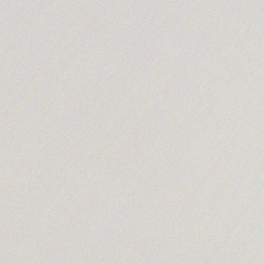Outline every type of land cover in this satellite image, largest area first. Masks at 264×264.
Masks as SVG:
<instances>
[{"label": "water", "instance_id": "obj_1", "mask_svg": "<svg viewBox=\"0 0 264 264\" xmlns=\"http://www.w3.org/2000/svg\"><path fill=\"white\" fill-rule=\"evenodd\" d=\"M103 1L80 0L74 5L63 1L59 3L62 7L58 8L59 1L55 0H0V97L32 94L39 99L38 102L42 100L38 110L33 109L28 101L13 107L20 98H10L8 103L12 105H4L6 117L11 121L0 115V189H47L49 183L62 184V178L75 181L73 173H91L95 163L106 162V159H137L134 170L124 173L129 179L137 178L136 173L141 170L138 159L142 158V149L148 151L147 161L158 180L174 176L204 189H264V138H257L256 144H250L246 138L247 122L238 128L244 137L240 146L239 141L228 134L205 139L196 150H185L186 156L198 160L188 169H181L175 159L162 162L155 158L168 143L162 136L171 134L170 118L175 113L172 109L183 104L189 88L195 86L194 81L186 75L177 80L169 78L157 69L152 74V63L122 60L124 53L143 51L142 54H146L148 47H134L132 41L149 38L132 29V26L143 24L134 12L137 11L136 0H111L114 11L126 10L130 15L120 19L115 13V23L111 9L100 10ZM168 4L174 5L179 23L190 26L204 19L211 2L162 0L146 13L150 16L151 12L159 11L157 19L145 24L147 31L168 15ZM216 11L219 17H223L221 7ZM210 17L214 18V13ZM231 17V21H239L234 13ZM116 24L122 28L117 29ZM216 25L232 27L224 20ZM167 30L173 31V28ZM119 38L130 45L123 46ZM170 45L176 46L171 42ZM221 59L222 56L211 58L208 70L217 73ZM251 70L260 73L256 64ZM73 82L76 85L81 83L78 92L82 95L74 102L77 107L74 131L57 130L58 126L64 125L58 124L62 117L55 121L60 115L46 108L54 98L59 102L61 97L48 100L52 96L50 92L63 83ZM237 83L250 92L249 83L242 79ZM105 84L108 89L102 90L101 86ZM222 90L219 87L215 93V104L231 116H239V109L222 100L225 96ZM225 98L231 101L227 93ZM69 99L62 97L61 104L68 102L69 105ZM190 110L194 109L188 108L187 112ZM128 116L134 117L145 129L125 130L122 126ZM51 140H54L53 145ZM38 141H42L45 148L41 155L26 156V151L30 152ZM13 151L16 156H8ZM161 156L165 160L166 156L159 154ZM229 176L233 179L225 185ZM42 219L45 217L27 220L24 232ZM13 249L15 257L23 255L20 244ZM0 251H4L1 245Z\"/></svg>", "mask_w": 264, "mask_h": 264}, {"label": "snow or ice", "instance_id": "obj_2", "mask_svg": "<svg viewBox=\"0 0 264 264\" xmlns=\"http://www.w3.org/2000/svg\"><path fill=\"white\" fill-rule=\"evenodd\" d=\"M0 264H2V262H0Z\"/></svg>", "mask_w": 264, "mask_h": 264}]
</instances>
